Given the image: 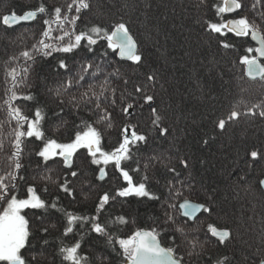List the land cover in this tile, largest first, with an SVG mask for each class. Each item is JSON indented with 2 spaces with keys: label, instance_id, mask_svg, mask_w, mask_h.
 <instances>
[{
  "label": "snow or ice",
  "instance_id": "6c2138e0",
  "mask_svg": "<svg viewBox=\"0 0 264 264\" xmlns=\"http://www.w3.org/2000/svg\"><path fill=\"white\" fill-rule=\"evenodd\" d=\"M201 5L207 9L208 0H199L197 7ZM211 7L214 19H205V31L216 39L218 47L226 52L238 53L235 64L242 67V78L264 85V0H253L248 9L251 17L243 11L244 0H213ZM90 10L91 0H65L64 4L52 9L40 3L35 9L22 14L10 11L0 16V28L5 34L19 25L38 19L43 24L36 42L30 48H22L6 61V98L0 104V111L5 112L6 120L0 121V129L5 124L9 125L12 139L8 142L6 166L0 168V264H40L38 255H43L50 245L49 227L44 225V221L53 210L61 212L65 218L57 249L60 264H92L91 258L81 251L83 236L76 239L79 231H74L77 226L82 230L86 225L87 232L103 238L110 252L121 258L119 264H185L184 255L179 254L178 249L186 246L189 257L203 256L207 254V241L190 238L185 228L186 222H178L176 212L179 211L188 220H195L199 213H210L212 209L206 202H194L186 194V190L190 194L192 186L181 176L182 171L190 166L188 159H179L181 167L178 168L169 157L150 155L141 166L142 149L150 146L157 137L168 135V128L163 126L162 117L153 106L155 84L158 82L156 73H147L143 81L130 78L121 80L119 69L106 73L103 62L75 59L78 50L95 53L99 42L105 41L106 48L98 53L99 57L107 58L114 53L119 61H130L131 65L140 67L144 64L138 42L126 23L118 22L107 28L100 25L80 28L77 22ZM70 59L76 65L75 69L70 68ZM39 61H48V76L53 82L49 85L47 78L43 81L46 92L57 106L51 116L46 110L47 105H42L31 91L33 74L39 77L35 71ZM113 77L121 82L114 85ZM145 109L150 112V128L142 131L139 130V123H133V118L142 115ZM66 115H74L79 124L74 122V138L61 143L46 135L44 123L55 117L60 124H67ZM242 116L264 118V100L254 103L245 112L239 110V105L233 106L226 119L219 118L215 122V129L223 132L227 123L237 121ZM118 117L120 128L117 145L105 151L102 148V129L116 127ZM153 130L156 137L151 135ZM203 143L208 144L209 140L205 139ZM29 144L34 146L32 150L28 149ZM4 149V140L0 138V153ZM81 150L90 158V164L96 166V180L103 182L108 179L110 169L118 174L114 176L115 180L123 181L119 187L97 195L95 213L92 215H78L61 208L59 196L52 200L44 199L37 187L28 183L26 175L33 156L36 167L43 166L49 172L50 161L62 163L68 171L63 172L59 179L50 174L39 177L45 184L43 191L47 192V184L53 183L60 192L74 198L75 190L70 185L80 179L81 173L74 168V158ZM26 155L29 157L28 164L25 163ZM250 157L255 162L264 159V153L253 150ZM253 166V163H248L249 168ZM157 167L164 170L167 195L163 200L161 195L152 191L150 184ZM149 172H153V175L150 176ZM132 173L139 174V179H134ZM257 179L258 187L264 189V178ZM156 183L160 181L157 179ZM129 197L161 201L163 220L159 222L157 218L158 222L149 228H137L127 238H121L116 226L127 225L128 218L117 215L103 219L102 216L111 202ZM178 200L182 202L177 204ZM30 217L39 223L34 224ZM169 226H172L174 235L171 244L164 245L161 236L169 231ZM209 232L219 245L224 246L232 235L227 228L210 226ZM70 234H73V242L66 244L63 238ZM175 234H179L180 243H177ZM100 259L103 260V257ZM208 264H229L228 257L217 256L213 259L209 255ZM259 264H264V259Z\"/></svg>",
  "mask_w": 264,
  "mask_h": 264
},
{
  "label": "trees",
  "instance_id": "16d2710c",
  "mask_svg": "<svg viewBox=\"0 0 264 264\" xmlns=\"http://www.w3.org/2000/svg\"><path fill=\"white\" fill-rule=\"evenodd\" d=\"M40 3L52 9L64 4L65 0H0V16L10 11L22 14L35 9ZM198 3L199 0H91V10L84 13L82 20L77 22L78 26L84 28L86 25H100L107 28L118 22L126 23L138 42L144 64L140 67L131 65L130 61H119L114 53L107 58L99 57L98 53L106 48L105 41L99 42L95 53L78 50L75 59L83 61L87 58L97 63L103 62L106 73L119 69L121 80L130 78L143 81L147 73H156L158 82L155 84L153 106L158 109L163 126L168 128V135L157 137L151 141L150 146L142 149L141 166L150 155L169 157L178 168L181 167L179 159H188L190 166L182 171L181 176L192 186L190 194L187 190L186 194L194 202H206L212 209L210 213L203 212L193 223L182 219L179 211L176 212L178 222H186L185 228L190 238L198 237L201 241H207V254L203 256L189 257L186 246L178 249V253L184 255L185 264H208L209 255L213 259L227 256L229 264H259L264 259V192L258 187L257 178H264V159L252 162L250 152L256 150L264 153V118L242 116L237 121L227 123L223 132L215 129V122L219 118L226 119L235 105H239V110L245 112L254 103L264 100V85L259 81L242 78V67L235 64L238 53L226 52L218 47L216 39L205 31V19H214L211 7L213 0H208L207 9L202 5L198 8ZM252 3L253 0H244L243 11L250 17L252 14L248 9ZM42 27V21L38 19L9 30V34L0 28V104L6 98V61L22 48H30ZM69 65L72 69L76 68L71 59ZM35 71L39 77L33 74L31 91L42 105H47L46 110L51 116L57 106L43 83L46 78L49 85L53 83L48 76V61H39ZM121 80L112 78L114 85ZM28 114L31 115V112ZM64 118L67 124H60L55 117L44 123L46 135L61 143L70 142L74 138V122L79 124L74 115H66ZM5 120V112L0 111V121ZM133 123H139V130H148L150 112L145 109L142 115L133 118ZM119 128L118 117L116 127L111 130L102 129V148L105 151L117 145ZM10 132L11 127L7 124L0 129V138L5 145L4 152L0 153V168L6 166L8 142L12 139ZM151 135L157 136L154 130ZM205 139L209 140L208 144L203 143ZM33 147L29 144L28 149L32 150ZM35 159L34 156L31 158V167L26 172L28 183L34 184L46 200L59 196V206L78 215L94 214L97 195L123 183L122 180H115L114 176L118 174L110 169L108 179L103 182L96 180V166L90 164V158L81 150L74 158V168L81 173L80 179L70 185L75 190L74 198L60 192L53 183L47 184L48 191L44 192L45 184L39 179L40 176L50 174L59 179L68 170L63 168L62 163L50 161L49 172L43 166L37 168ZM249 162L254 166L249 168ZM25 163H29L27 155ZM132 175L134 179H139V174ZM149 175L152 176L153 172H149ZM241 176L245 179H239ZM157 179L159 184L156 183ZM165 182L164 170L157 167L150 184L152 191L161 195V200L167 195ZM180 202L182 200L176 201L177 204ZM106 208L103 219L117 215L128 218L127 225L116 226L121 238H127L137 228H149L158 222L157 218L159 222L163 220L161 201L118 198ZM30 219H33L34 224L39 223L32 217ZM64 223L65 218L61 212L53 210L47 215L44 225L49 227L50 245L43 255H38L40 264H60L57 249ZM210 226L227 228L231 232V239L226 242V246L219 245L212 237ZM87 228L86 225L81 230L77 226L74 230L79 231L76 239L83 236L82 253L91 258L92 264H119L121 258L110 252L105 240L97 237L96 233L87 232ZM72 235L63 238L66 244L73 242ZM173 235L172 226H169V231L161 236L162 244H171ZM175 235L177 243H180L179 234Z\"/></svg>",
  "mask_w": 264,
  "mask_h": 264
},
{
  "label": "water",
  "instance_id": "95a60500",
  "mask_svg": "<svg viewBox=\"0 0 264 264\" xmlns=\"http://www.w3.org/2000/svg\"><path fill=\"white\" fill-rule=\"evenodd\" d=\"M22 25H25V24H22ZM253 44H254V42H253ZM118 58V57H117ZM124 62H126V61H124ZM263 192H264V189H261ZM203 212H201V213H199L198 215H197V218L202 214ZM182 217V219H184V220H186V221H188V222H190V223H193L195 220H188L186 217H183V216H181ZM213 237V236H212ZM213 238H215V237H213ZM216 239V238H215Z\"/></svg>",
  "mask_w": 264,
  "mask_h": 264
},
{
  "label": "bare ground",
  "instance_id": "6f19581e",
  "mask_svg": "<svg viewBox=\"0 0 264 264\" xmlns=\"http://www.w3.org/2000/svg\"><path fill=\"white\" fill-rule=\"evenodd\" d=\"M253 45H254V44H253ZM202 214H203V213H202ZM202 214H201V215H202ZM201 215H200V216H201Z\"/></svg>",
  "mask_w": 264,
  "mask_h": 264
},
{
  "label": "rangeland",
  "instance_id": "374dc122",
  "mask_svg": "<svg viewBox=\"0 0 264 264\" xmlns=\"http://www.w3.org/2000/svg\"><path fill=\"white\" fill-rule=\"evenodd\" d=\"M32 23V22H31ZM28 24H30V23H28ZM26 25V24H25Z\"/></svg>",
  "mask_w": 264,
  "mask_h": 264
}]
</instances>
